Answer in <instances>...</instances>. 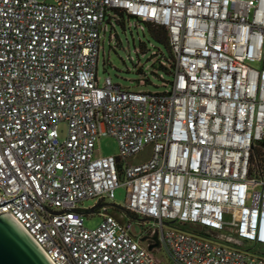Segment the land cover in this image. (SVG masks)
<instances>
[{
	"label": "built area",
	"instance_id": "2783aa9c",
	"mask_svg": "<svg viewBox=\"0 0 264 264\" xmlns=\"http://www.w3.org/2000/svg\"><path fill=\"white\" fill-rule=\"evenodd\" d=\"M115 9L167 28V89L100 82ZM104 135L119 154H96ZM262 141L264 0H0V212L55 264H264Z\"/></svg>",
	"mask_w": 264,
	"mask_h": 264
},
{
	"label": "rangeland",
	"instance_id": "374dc122",
	"mask_svg": "<svg viewBox=\"0 0 264 264\" xmlns=\"http://www.w3.org/2000/svg\"><path fill=\"white\" fill-rule=\"evenodd\" d=\"M138 23V25H137ZM136 17H126L125 23L117 22L112 30L116 33L111 37L110 31L101 36V47L98 59V75L102 83L106 76H110L114 82L124 87L132 89H143L151 91H163L169 87L164 84V79L173 77L172 73L159 67V62H155L154 50L161 49L163 57L168 56V49L163 43L157 41L150 33L145 22L144 28L139 25ZM142 64L143 69H138V64ZM157 70V71H156ZM143 73L147 76V81L142 82ZM60 135L64 138L67 135L68 124L66 121L59 123ZM120 147L113 135H104L96 145V154H119ZM151 155V145L138 152L131 159L134 162H141L148 159ZM126 198V185L121 184L116 188L115 199L109 200L116 204H123ZM94 197L86 198L79 204L90 207L96 204ZM102 216L96 213L94 216H85V223L89 226H96L100 223ZM139 219L134 218L131 231L136 236L146 233L147 227L151 226ZM157 255L167 260V253L164 249L156 251Z\"/></svg>",
	"mask_w": 264,
	"mask_h": 264
},
{
	"label": "water",
	"instance_id": "95a60500",
	"mask_svg": "<svg viewBox=\"0 0 264 264\" xmlns=\"http://www.w3.org/2000/svg\"><path fill=\"white\" fill-rule=\"evenodd\" d=\"M264 143V141H263ZM147 237L142 236L145 240ZM150 248L160 246L158 232ZM0 264H55L30 232L11 214L0 212Z\"/></svg>",
	"mask_w": 264,
	"mask_h": 264
},
{
	"label": "trees",
	"instance_id": "16d2710c",
	"mask_svg": "<svg viewBox=\"0 0 264 264\" xmlns=\"http://www.w3.org/2000/svg\"><path fill=\"white\" fill-rule=\"evenodd\" d=\"M115 11L119 14L120 19L119 22L121 23H125L126 21V17H133L132 14H129L127 12H125L124 10H119V9H115ZM146 23V21H145ZM151 35L160 43H163L166 48L168 49V56L166 57L168 60H170V65L167 64H163L160 62V60H158L159 62V67L165 69L167 72H171V68L174 66L173 65V60H174V55L173 52L171 50V46L169 43V34H168V30L167 28L159 23H155V22H147L146 23ZM254 163L258 165V167L260 168L261 172L264 173V143L263 141L260 142V144L257 146L256 148V156L254 157Z\"/></svg>",
	"mask_w": 264,
	"mask_h": 264
}]
</instances>
